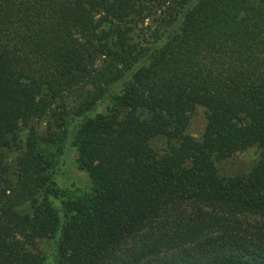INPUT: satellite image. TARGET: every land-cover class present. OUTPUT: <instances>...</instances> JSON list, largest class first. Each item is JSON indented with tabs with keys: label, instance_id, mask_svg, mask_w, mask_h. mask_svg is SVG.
<instances>
[{
	"label": "trees",
	"instance_id": "trees-1",
	"mask_svg": "<svg viewBox=\"0 0 264 264\" xmlns=\"http://www.w3.org/2000/svg\"><path fill=\"white\" fill-rule=\"evenodd\" d=\"M117 80L72 138L89 192L65 196L29 124ZM250 145L246 173L218 176ZM58 226L55 264H264V0H0V264H44L34 241Z\"/></svg>",
	"mask_w": 264,
	"mask_h": 264
},
{
	"label": "rangeland",
	"instance_id": "rangeland-1",
	"mask_svg": "<svg viewBox=\"0 0 264 264\" xmlns=\"http://www.w3.org/2000/svg\"><path fill=\"white\" fill-rule=\"evenodd\" d=\"M149 22L145 19L142 25ZM142 31V30H141ZM122 88V80L110 83L100 99L93 107L81 115H69L65 117L63 125L60 121L45 116L31 122L32 131L38 136L35 140V149L41 155L49 168L46 170L56 186L62 190L65 196H79L89 192L90 180L86 172L78 167L77 152L72 145L75 129L85 118L102 114L111 104L112 97L118 94ZM72 118V119H71ZM206 111L200 105H194L188 113L186 132L194 138H199L204 127ZM30 131L29 126H21L18 130L20 147H23ZM260 149L257 145H250L241 149L230 157L214 162L216 173L220 177H228L235 174L246 173L254 165L259 157ZM18 151L9 148L4 151L5 162L9 170H13L15 156ZM51 205L60 212V204L57 199L52 200ZM19 213L30 212V204L24 203L16 208ZM61 224V220L59 222ZM58 224V225H59ZM60 238L58 229L49 236L36 238L32 250L43 258L44 264H55L60 257Z\"/></svg>",
	"mask_w": 264,
	"mask_h": 264
}]
</instances>
